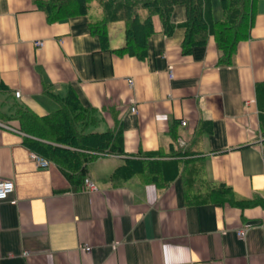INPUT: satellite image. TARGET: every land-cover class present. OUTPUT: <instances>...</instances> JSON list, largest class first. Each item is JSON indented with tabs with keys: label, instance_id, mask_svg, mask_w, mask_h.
Here are the masks:
<instances>
[{
	"label": "crops",
	"instance_id": "1",
	"mask_svg": "<svg viewBox=\"0 0 264 264\" xmlns=\"http://www.w3.org/2000/svg\"><path fill=\"white\" fill-rule=\"evenodd\" d=\"M99 18L50 22L35 0H0V121L18 129L0 127V176L14 183L0 201V264H264V206L229 200L264 198V0L227 62L212 36L183 50V4L169 35L154 17L143 58L115 52L122 22L101 48L88 29ZM70 91L95 111L86 131L122 130L123 155L87 163L92 190L48 158L38 168L24 143L37 138L16 118L53 112Z\"/></svg>",
	"mask_w": 264,
	"mask_h": 264
},
{
	"label": "trees",
	"instance_id": "2",
	"mask_svg": "<svg viewBox=\"0 0 264 264\" xmlns=\"http://www.w3.org/2000/svg\"><path fill=\"white\" fill-rule=\"evenodd\" d=\"M93 1H97L101 8V17L89 22L88 29L98 36L103 49L107 48L109 25L120 21L123 23L125 41L115 52L143 58L147 52L148 39L155 32L154 17H158L163 33L169 35L174 29L171 21L173 9L183 4L186 8L183 50L188 51L193 45L204 44L212 36L221 50L222 62L229 61L238 42L249 36L257 2L221 0L224 14L221 19L215 20L211 0H35L37 6L46 12L50 22L86 15ZM57 100L59 108L44 116L21 107L16 118L23 132L37 138H25L24 143L30 149L58 165L71 183H83L87 163L95 159L96 155L120 156L125 153L122 130L116 127L101 132L86 131L90 120L96 116L93 108L81 105L73 91ZM261 136L264 142V128ZM173 154L183 155L182 149L174 147ZM143 156L153 158L156 155L145 153ZM128 161L132 163L131 159ZM137 172L141 178L146 177L157 183L165 180L164 174L160 172L149 176H146L145 170ZM216 189L213 191L225 194L229 187L220 186ZM229 200L241 206H264V198L256 195L250 199H240L230 191Z\"/></svg>",
	"mask_w": 264,
	"mask_h": 264
},
{
	"label": "built area",
	"instance_id": "3",
	"mask_svg": "<svg viewBox=\"0 0 264 264\" xmlns=\"http://www.w3.org/2000/svg\"><path fill=\"white\" fill-rule=\"evenodd\" d=\"M42 44H43V40L34 41V45L37 47H41ZM15 95L19 96L20 95L19 91H16ZM131 111L134 112L135 107H131ZM182 124L185 125L186 122L182 121ZM0 127H5L8 129H11V130L18 131V129L16 130L15 128L8 126L7 124L3 123L2 121H0ZM30 159L35 163V165L38 168H41V169L47 168L51 164V162L47 158L43 157L42 155H40L36 152L30 153ZM84 184L86 185V188H88L90 190L95 189L94 183L89 178H85ZM13 191H14L13 181L0 176V201L7 199L13 193ZM237 234L239 237H243L245 235V230L241 229L237 232Z\"/></svg>",
	"mask_w": 264,
	"mask_h": 264
},
{
	"label": "rangeland",
	"instance_id": "4",
	"mask_svg": "<svg viewBox=\"0 0 264 264\" xmlns=\"http://www.w3.org/2000/svg\"><path fill=\"white\" fill-rule=\"evenodd\" d=\"M89 13L91 15H93L94 17H96V16H98V18L100 17V9H99L98 4L96 2H92L90 4ZM119 26H122V23L116 22V23L112 24L111 29L114 30L115 28H117ZM104 160H106V159H104Z\"/></svg>",
	"mask_w": 264,
	"mask_h": 264
}]
</instances>
